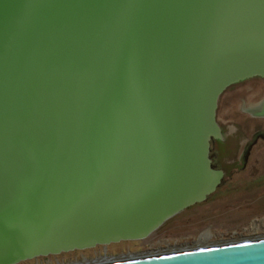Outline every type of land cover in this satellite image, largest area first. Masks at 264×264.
<instances>
[{
  "label": "water",
  "instance_id": "95a60500",
  "mask_svg": "<svg viewBox=\"0 0 264 264\" xmlns=\"http://www.w3.org/2000/svg\"><path fill=\"white\" fill-rule=\"evenodd\" d=\"M253 78L264 0H0V264L145 240L204 202L220 98ZM101 264H264V238Z\"/></svg>",
  "mask_w": 264,
  "mask_h": 264
},
{
  "label": "rangeland",
  "instance_id": "374dc122",
  "mask_svg": "<svg viewBox=\"0 0 264 264\" xmlns=\"http://www.w3.org/2000/svg\"><path fill=\"white\" fill-rule=\"evenodd\" d=\"M263 98L264 80L260 78L232 85L221 96L217 121L223 139L211 142L210 158L213 167L224 172V178L204 202L171 218L145 240L96 246L20 264H100L194 249L205 237L213 246L263 239L264 119L250 114Z\"/></svg>",
  "mask_w": 264,
  "mask_h": 264
},
{
  "label": "bare ground",
  "instance_id": "6f19581e",
  "mask_svg": "<svg viewBox=\"0 0 264 264\" xmlns=\"http://www.w3.org/2000/svg\"><path fill=\"white\" fill-rule=\"evenodd\" d=\"M255 107V106H254ZM208 239H209V237H205V238H202L201 240H199V242H197V244H195V245H198L200 248H204V247H213V244L212 245H210V244H208ZM238 242H240V241H238ZM238 242H233V243H238ZM225 243V242H224ZM230 243V242H229ZM228 243V244H229ZM198 246H196V248L195 247H193L194 249H198L199 247ZM188 248V247H187ZM188 250H192V249H188ZM181 251H187V249L186 250H183V249H181ZM181 251H172V252H167V253H174V252H181ZM162 254V253H161ZM164 254H166V253H164ZM155 255H160V254H155ZM149 256H152V255H149ZM139 257H145V255L144 256H139ZM136 258H138V257H136ZM128 259H132V258H128ZM120 260V259H119ZM123 260H127V259H123ZM115 261H117V260H115ZM107 262H110V261H106V262H103V263H107ZM101 264V263H100Z\"/></svg>",
  "mask_w": 264,
  "mask_h": 264
},
{
  "label": "flooded vegetation",
  "instance_id": "af4514ba",
  "mask_svg": "<svg viewBox=\"0 0 264 264\" xmlns=\"http://www.w3.org/2000/svg\"><path fill=\"white\" fill-rule=\"evenodd\" d=\"M222 182V181H221Z\"/></svg>",
  "mask_w": 264,
  "mask_h": 264
}]
</instances>
